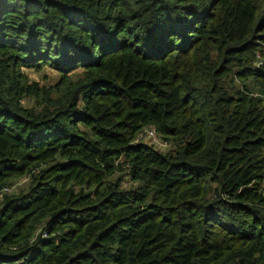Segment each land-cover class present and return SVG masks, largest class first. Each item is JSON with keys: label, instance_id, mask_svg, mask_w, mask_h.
<instances>
[{"label": "trees", "instance_id": "16d2710c", "mask_svg": "<svg viewBox=\"0 0 264 264\" xmlns=\"http://www.w3.org/2000/svg\"><path fill=\"white\" fill-rule=\"evenodd\" d=\"M8 189L0 264H264V0H0Z\"/></svg>", "mask_w": 264, "mask_h": 264}, {"label": "rangeland", "instance_id": "374dc122", "mask_svg": "<svg viewBox=\"0 0 264 264\" xmlns=\"http://www.w3.org/2000/svg\"><path fill=\"white\" fill-rule=\"evenodd\" d=\"M24 74L27 76L30 83H38L40 87L48 88L56 84L59 79V75L53 69L45 68L42 71L38 72L33 69H23ZM148 142V141H147ZM149 143V142H148ZM150 144V143H149ZM162 150L165 148H161ZM16 188L19 190L24 187V185L19 186L18 184Z\"/></svg>", "mask_w": 264, "mask_h": 264}, {"label": "built area", "instance_id": "2783aa9c", "mask_svg": "<svg viewBox=\"0 0 264 264\" xmlns=\"http://www.w3.org/2000/svg\"><path fill=\"white\" fill-rule=\"evenodd\" d=\"M141 135L143 140H145L146 142L148 141L155 148L157 149L165 148V146L161 143V140L158 139V137L156 136V133L153 129L145 130ZM10 190L11 189L4 190L3 193H0V196L1 194L2 195L7 194L8 192H10Z\"/></svg>", "mask_w": 264, "mask_h": 264}]
</instances>
